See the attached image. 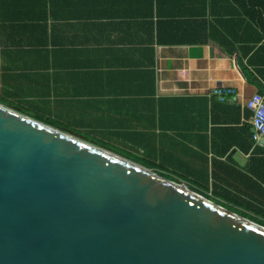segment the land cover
<instances>
[{
	"label": "crops",
	"instance_id": "crops-1",
	"mask_svg": "<svg viewBox=\"0 0 264 264\" xmlns=\"http://www.w3.org/2000/svg\"><path fill=\"white\" fill-rule=\"evenodd\" d=\"M235 8L228 0H0L1 103L218 198L251 201L244 193L256 190L262 213L264 148L250 139L252 112L212 95L260 93L234 53L244 44L227 51L213 39L254 35L232 18Z\"/></svg>",
	"mask_w": 264,
	"mask_h": 264
},
{
	"label": "water",
	"instance_id": "water-1",
	"mask_svg": "<svg viewBox=\"0 0 264 264\" xmlns=\"http://www.w3.org/2000/svg\"><path fill=\"white\" fill-rule=\"evenodd\" d=\"M0 264H264V226L0 103Z\"/></svg>",
	"mask_w": 264,
	"mask_h": 264
},
{
	"label": "trees",
	"instance_id": "trees-1",
	"mask_svg": "<svg viewBox=\"0 0 264 264\" xmlns=\"http://www.w3.org/2000/svg\"><path fill=\"white\" fill-rule=\"evenodd\" d=\"M231 1V3L236 7L235 12H233V17L235 18L239 23L244 25L248 31L254 32V35L252 37H249L248 39H233L229 40L227 37H213V39L220 44L224 49L227 51H232L231 49H234L233 47L230 48V46L234 45V43L244 44V47H240L238 50L237 48L234 50V53H238V51L241 52V55L238 56V64L240 67L241 72L247 79V81L259 88V92L264 95V0H228ZM247 46V47H246ZM259 54V82L256 77V68H257V56ZM246 60V62H244ZM1 99V98H0ZM47 124L51 126L58 127L59 125L53 123V122H47ZM249 130L252 129L251 127H248ZM250 139H252L251 133H250ZM95 144L102 146L104 148H108V146L100 143V142H94ZM253 143V141H252ZM261 149V148H257ZM263 149V148H262ZM124 158H127L126 155H123ZM133 162L144 165L150 169L155 170L157 173H159L162 176H165L175 182L178 183H184L183 179L176 177L174 175L170 174H164L162 171L160 172L156 165L149 164L142 162V160L137 161L133 160ZM253 183L255 185H258L256 183V180L252 179ZM191 185H188L189 189L192 191L208 198L209 200L245 217L248 218L256 223H259L264 226V221L259 220V217H263L264 215H260L261 212H259V192L256 190L249 189L244 194L249 195V198H251V201H232L230 199H224V198H218L216 196H213L212 194H208L209 191L206 189L198 187L197 185L192 186V183H189ZM257 195V196H256ZM243 210L250 211L252 215L247 214ZM255 215V216H253Z\"/></svg>",
	"mask_w": 264,
	"mask_h": 264
},
{
	"label": "built area",
	"instance_id": "built-area-1",
	"mask_svg": "<svg viewBox=\"0 0 264 264\" xmlns=\"http://www.w3.org/2000/svg\"><path fill=\"white\" fill-rule=\"evenodd\" d=\"M212 95L221 103H239L252 112L251 117V136L254 147L264 148V95L254 94L249 100L245 101L244 96L234 88H216Z\"/></svg>",
	"mask_w": 264,
	"mask_h": 264
},
{
	"label": "rangeland",
	"instance_id": "rangeland-1",
	"mask_svg": "<svg viewBox=\"0 0 264 264\" xmlns=\"http://www.w3.org/2000/svg\"><path fill=\"white\" fill-rule=\"evenodd\" d=\"M1 101H2V98L0 99V103H1ZM1 104H3V103H1ZM3 105H5V104H3ZM10 104H8L7 103V105H5V106H8V107H11V106H15V105H11V106H9ZM13 108V107H12ZM15 108V107H14ZM15 109H17V108H15ZM18 111H20V110H18ZM20 112H22V111H20ZM31 113H25V112H22V113H24L25 115H27V116H29V117H31L32 119H35V120H39V121H43V122H45V123H47V122H49L48 120H44L43 118L44 117H42V115H39V116H37V115H34L33 113H32V111H30ZM35 116V117H34ZM64 129V128H63ZM71 131V130H70ZM71 132H73V131H71ZM73 133H75V132H73ZM75 134H78V133H75ZM79 135V134H78ZM79 136H82V135H79ZM83 137H85L84 135H83ZM86 139H88L89 137H85ZM88 140H90V139H88ZM109 148V147H108ZM128 158V157H127ZM131 161V160H130ZM133 162V161H132ZM135 163V162H134ZM140 165V164H139ZM142 166V165H141ZM144 166V165H143ZM146 167V166H145ZM159 168V167H158ZM159 169H161V168H159ZM163 169H161V170H159L160 172L162 171ZM162 173H164V174H167V173H165L164 171H162ZM188 185H191V184H187V186ZM192 186H193V184H192ZM195 186V185H194ZM204 190H206V189H204ZM208 194H210V193H208ZM244 212H246L247 214H250V215H252V213L250 212V211H247V210H243ZM260 215H264V212H262ZM253 216H255V215H253ZM256 217V216H255ZM259 220H261V221H264V218L263 217H259Z\"/></svg>",
	"mask_w": 264,
	"mask_h": 264
}]
</instances>
